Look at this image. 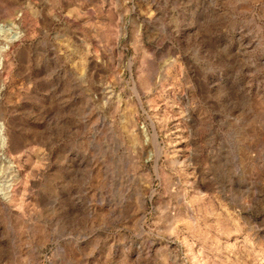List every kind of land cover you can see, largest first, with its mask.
<instances>
[{"label":"rangeland","instance_id":"obj_1","mask_svg":"<svg viewBox=\"0 0 264 264\" xmlns=\"http://www.w3.org/2000/svg\"><path fill=\"white\" fill-rule=\"evenodd\" d=\"M0 264H264V0H0Z\"/></svg>","mask_w":264,"mask_h":264}]
</instances>
